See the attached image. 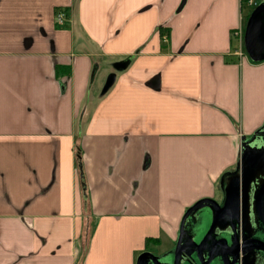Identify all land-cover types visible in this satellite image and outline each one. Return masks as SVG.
<instances>
[{"label": "crops", "instance_id": "crops-1", "mask_svg": "<svg viewBox=\"0 0 264 264\" xmlns=\"http://www.w3.org/2000/svg\"><path fill=\"white\" fill-rule=\"evenodd\" d=\"M244 1L0 0V264H137L235 202L264 130Z\"/></svg>", "mask_w": 264, "mask_h": 264}, {"label": "water", "instance_id": "water-1", "mask_svg": "<svg viewBox=\"0 0 264 264\" xmlns=\"http://www.w3.org/2000/svg\"><path fill=\"white\" fill-rule=\"evenodd\" d=\"M262 14H264V2L252 10L245 25L244 48L252 61L264 60V18H261ZM111 80L112 78L108 80L106 88L110 85ZM250 145L253 149L252 157L244 154L241 167H239L240 173H233L237 177H235L234 187L238 192H232L231 195L234 197L236 208L231 212L221 213L224 206H220L213 200H199L185 212L181 221L178 239L171 253L154 256L145 252L140 255L137 264H182L183 262L187 264H226V258H230L226 248L231 245L224 241L223 238L236 234L240 236L243 232L246 233V230L242 228V222L250 213H254L263 220L260 214V205L264 196V177L253 174L247 176L243 169H245V160L250 163L251 159H253L252 161L256 162L253 165L255 168L258 165V161H264V130L258 132L250 140L248 146ZM250 222H248L249 232H253L255 227ZM194 234L203 235L201 236L199 250L183 252L182 249L189 248V245H192L195 241ZM238 239L242 240L241 237H238ZM221 240L223 243L219 244L218 242ZM247 240L256 242V244L248 246V255L252 256L253 252L260 251L264 256V244L251 239V237ZM212 248L215 249V252L211 258L209 251ZM201 259H207V261L202 263ZM259 264L264 263L259 261Z\"/></svg>", "mask_w": 264, "mask_h": 264}, {"label": "flooded vegetation", "instance_id": "flooded-vegetation-1", "mask_svg": "<svg viewBox=\"0 0 264 264\" xmlns=\"http://www.w3.org/2000/svg\"><path fill=\"white\" fill-rule=\"evenodd\" d=\"M261 16L264 17V14H262ZM256 163H252V165H254ZM258 173L260 175H262L264 177V161H258ZM264 182V180H263ZM264 187V184H263ZM235 205L234 202H230L227 203L223 210L221 211V213H228L234 210ZM256 210V208H255ZM260 214L263 217L264 220V196L263 199L261 201V205H260ZM260 215V216H261ZM256 219L254 222V227H255V231H253L252 233L249 232V224H247V219L244 218L243 219V226L242 228H244V230H246V233L243 232L240 236L238 234L236 235H231L228 237H224L223 240L227 241L228 244H230L231 246L229 248H226V251L229 252L230 254V258H226V264H259V261H263L264 263V256L262 254V252L257 251V252H253L252 256L248 255L249 252L247 251L248 246L252 245V244H256V242H249L247 239H249L251 237V239L257 240L259 242H261L262 244H264V221L261 219V217L259 218V216L255 215ZM246 219V220H245ZM201 236H203L202 234H194L193 237H195V241L192 243V245H189V248H185L182 249L183 252L187 253L190 251H197L199 250L200 246V240H201ZM238 237L242 238V240L238 239ZM216 242V241H215ZM219 244L223 243V241H219ZM209 251V250H208ZM211 254V258H212V254L215 252V249L212 248L210 251ZM209 258V259H211ZM202 263L206 262L207 259H201L200 260ZM182 264H187L185 262H183ZM220 264V263H217Z\"/></svg>", "mask_w": 264, "mask_h": 264}, {"label": "rangeland", "instance_id": "rangeland-1", "mask_svg": "<svg viewBox=\"0 0 264 264\" xmlns=\"http://www.w3.org/2000/svg\"><path fill=\"white\" fill-rule=\"evenodd\" d=\"M253 2H254V4H255V6H250V7L246 6V2H245V1L243 2V6H242V18H243L242 23H243V25L246 24L247 19H248V17H249V14L251 13V11H252L257 5L263 3L264 0H253Z\"/></svg>", "mask_w": 264, "mask_h": 264}, {"label": "built area", "instance_id": "built-area-1", "mask_svg": "<svg viewBox=\"0 0 264 264\" xmlns=\"http://www.w3.org/2000/svg\"><path fill=\"white\" fill-rule=\"evenodd\" d=\"M247 4H248V6H251V5L254 6L255 5L252 0H248ZM62 18H63V15L61 13L57 14V19L59 21H61ZM233 35L238 37L240 40H242V32L240 30L236 31Z\"/></svg>", "mask_w": 264, "mask_h": 264}, {"label": "trees", "instance_id": "trees-1", "mask_svg": "<svg viewBox=\"0 0 264 264\" xmlns=\"http://www.w3.org/2000/svg\"><path fill=\"white\" fill-rule=\"evenodd\" d=\"M62 10L61 9H58V8H55L54 12L55 14H58L59 12H61Z\"/></svg>", "mask_w": 264, "mask_h": 264}]
</instances>
